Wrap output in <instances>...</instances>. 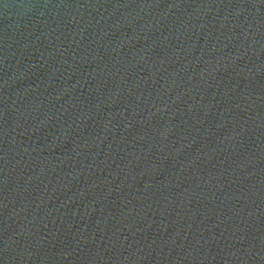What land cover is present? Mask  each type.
Masks as SVG:
<instances>
[{
	"label": "water",
	"instance_id": "obj_1",
	"mask_svg": "<svg viewBox=\"0 0 264 264\" xmlns=\"http://www.w3.org/2000/svg\"><path fill=\"white\" fill-rule=\"evenodd\" d=\"M0 264H264V0H0Z\"/></svg>",
	"mask_w": 264,
	"mask_h": 264
}]
</instances>
